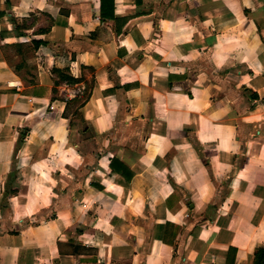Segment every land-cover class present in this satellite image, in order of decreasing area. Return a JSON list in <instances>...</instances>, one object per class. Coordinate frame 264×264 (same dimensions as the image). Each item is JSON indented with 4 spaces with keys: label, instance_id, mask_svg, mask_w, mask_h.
I'll list each match as a JSON object with an SVG mask.
<instances>
[{
    "label": "crops",
    "instance_id": "1",
    "mask_svg": "<svg viewBox=\"0 0 264 264\" xmlns=\"http://www.w3.org/2000/svg\"><path fill=\"white\" fill-rule=\"evenodd\" d=\"M112 9L0 0V264H255L264 0Z\"/></svg>",
    "mask_w": 264,
    "mask_h": 264
},
{
    "label": "trees",
    "instance_id": "2",
    "mask_svg": "<svg viewBox=\"0 0 264 264\" xmlns=\"http://www.w3.org/2000/svg\"><path fill=\"white\" fill-rule=\"evenodd\" d=\"M111 6V11L108 14L107 9L108 6ZM113 0H101V17H113ZM111 167L114 169H117L123 173V175L128 179L131 176V173L128 172L127 167L120 162L118 159H112L110 163ZM6 194H10V192L7 190ZM255 264H264V248H258L255 251Z\"/></svg>",
    "mask_w": 264,
    "mask_h": 264
},
{
    "label": "built area",
    "instance_id": "3",
    "mask_svg": "<svg viewBox=\"0 0 264 264\" xmlns=\"http://www.w3.org/2000/svg\"><path fill=\"white\" fill-rule=\"evenodd\" d=\"M81 90V88H75L74 90L69 91L68 98L72 99L77 97L80 94Z\"/></svg>",
    "mask_w": 264,
    "mask_h": 264
},
{
    "label": "rangeland",
    "instance_id": "4",
    "mask_svg": "<svg viewBox=\"0 0 264 264\" xmlns=\"http://www.w3.org/2000/svg\"><path fill=\"white\" fill-rule=\"evenodd\" d=\"M77 104H78V103L73 104L70 110H71V111H74V110L76 109ZM74 112H75V111H74Z\"/></svg>",
    "mask_w": 264,
    "mask_h": 264
}]
</instances>
